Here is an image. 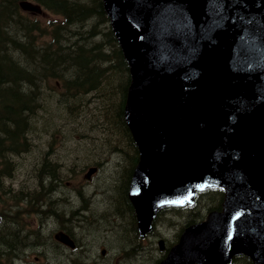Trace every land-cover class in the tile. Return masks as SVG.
I'll return each mask as SVG.
<instances>
[{"label": "water", "instance_id": "water-1", "mask_svg": "<svg viewBox=\"0 0 264 264\" xmlns=\"http://www.w3.org/2000/svg\"><path fill=\"white\" fill-rule=\"evenodd\" d=\"M102 1L130 75L139 233L160 208L223 186V211L185 228L160 264H264V0Z\"/></svg>", "mask_w": 264, "mask_h": 264}, {"label": "trees", "instance_id": "trees-1", "mask_svg": "<svg viewBox=\"0 0 264 264\" xmlns=\"http://www.w3.org/2000/svg\"><path fill=\"white\" fill-rule=\"evenodd\" d=\"M19 1L0 0V151L15 152L27 146V137L33 129L46 125V120L68 124L69 120L80 123L83 118L88 128L87 124L98 118L90 126L100 124L119 132L126 148L115 152L121 151L124 160L131 159L133 167L137 152L123 120L128 65L102 0H34L58 17L46 27L28 11L23 12ZM109 141L105 132L101 143ZM49 166L44 162L42 172L51 173ZM126 172L121 179L127 181L130 169ZM223 197L219 187L198 192L192 205L177 215L184 219L180 228L201 221L208 211L219 210ZM160 222L170 224L168 219ZM8 238L11 241L0 244L4 247L1 252L17 243L13 235ZM0 264L7 263L0 260ZM230 264L252 262L236 256Z\"/></svg>", "mask_w": 264, "mask_h": 264}, {"label": "rangeland", "instance_id": "rangeland-1", "mask_svg": "<svg viewBox=\"0 0 264 264\" xmlns=\"http://www.w3.org/2000/svg\"><path fill=\"white\" fill-rule=\"evenodd\" d=\"M29 2L32 5L36 4L34 0H20L19 3ZM29 16L38 20L42 26L46 27L52 20H57L58 17L48 10L42 9L39 12L29 13ZM55 109V108H51ZM98 121V118H95ZM63 121V120H62ZM92 120L85 127L84 119H81L80 123L69 120L68 124H62L58 120L50 122L46 120V125L33 129V133L30 134L27 139V146L20 149V153H17L13 160L14 173L8 172L1 180V185L6 182H10L12 190L15 193L20 194V190L23 192L26 190L32 191L34 195L42 192V195L49 192L51 186L59 188L66 192L79 190L82 195H86V188L94 189L95 192L104 193L108 195L107 199L101 201L97 200L96 203L91 205V209L97 213L98 211H105L106 218H111L107 231L104 230V241L108 242L111 246V252L113 256L117 255L116 249L119 245H116V234L122 232L121 222L127 219V228L133 226V219L130 218L129 213L124 210V202L122 200L123 192H125L126 180L121 179L122 172L125 177V172L131 168V159H123L120 154L114 153L116 148L124 149L126 144L123 143V137L119 132L115 131L111 127L103 128L102 125L97 127L90 126L92 123H96ZM107 133L109 144L101 143V139L104 133ZM129 149V148H128ZM127 157H131L129 152ZM44 162L51 164L49 168H53L51 173L42 172V166ZM101 163V169L90 180L84 178L85 173L90 167L97 166L95 164ZM115 165L118 166L117 174L114 173ZM41 170V172H39ZM127 173V172H126ZM48 174V175H47ZM49 177V178H48ZM87 182V183H86ZM81 187V188H80ZM41 195V193H40ZM6 198V197H4ZM122 209L121 219L112 209ZM94 213V217L99 220L98 215ZM112 214V216H111ZM36 211L30 210L25 215L26 223L30 219L35 217ZM60 217V216H59ZM58 217V218H59ZM101 224V223H100ZM99 224V225H100ZM36 227V224H33ZM102 227V225H101ZM11 228V226H9ZM51 228L50 222L44 224V229L49 230ZM157 231L161 233V238L166 242L173 241L176 230L170 228L157 227ZM120 236H122L120 234ZM118 242V241H117ZM115 243V245H113ZM119 243V242H118ZM32 257H37L36 250L31 253ZM159 253L153 256L149 261L143 263L137 262V264H154ZM51 263L58 264V260L50 253L47 257ZM110 256L99 259L98 264H109ZM38 262L28 263L37 264ZM61 264V263H59ZM115 264V263H112ZM127 264V263H122Z\"/></svg>", "mask_w": 264, "mask_h": 264}, {"label": "flooded vegetation", "instance_id": "flooded-vegetation-1", "mask_svg": "<svg viewBox=\"0 0 264 264\" xmlns=\"http://www.w3.org/2000/svg\"><path fill=\"white\" fill-rule=\"evenodd\" d=\"M16 154L5 150L0 151V158L5 159H0V173L6 174L10 171L14 173L15 162L13 157ZM6 164H9L8 168H6ZM2 186L8 191H4L0 187V193L10 194L14 192L10 182H6V186ZM54 187L51 186L49 192L44 195L42 192L34 195L32 191L23 192L20 190L19 192L22 194L18 202H11L9 197L7 199L0 198V242H2L0 244L11 241L8 237L13 235L16 238L14 242L17 243L12 247L22 248L19 256L21 262L27 263V258L34 250L45 258L49 257L51 253L58 262L64 264H98L99 259L108 256H110L109 264L143 263L148 261L150 253L157 251L156 244L161 235L153 231L143 235L138 234L133 210L128 207L129 203L127 205L126 186L122 200L124 210L133 219V226L126 227L127 219L121 222L122 227L119 228V232L122 229L120 232L122 236L119 233L116 234V240L119 242L115 241L116 245H119L116 249V256L112 255L109 243L104 241V230L107 231L111 218L101 215L106 213L105 211L97 210L96 213L91 209L93 203L99 199L104 201L108 195L102 193V197H100L101 193L86 188V195L83 196L80 189L74 192H66ZM30 210H35L36 215L29 220L31 223H26L25 215ZM110 212L112 214L115 212L121 219L123 210L112 209ZM94 213L98 215L99 220L94 217ZM46 222H50L51 228L49 230L44 229ZM33 224H36V227ZM34 227L35 229H33ZM57 231L62 232L71 241V246L54 240L53 236ZM0 247L3 246L0 245Z\"/></svg>", "mask_w": 264, "mask_h": 264}]
</instances>
